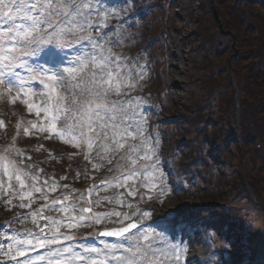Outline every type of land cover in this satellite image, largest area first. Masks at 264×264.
<instances>
[{
  "label": "rangeland",
  "instance_id": "1",
  "mask_svg": "<svg viewBox=\"0 0 264 264\" xmlns=\"http://www.w3.org/2000/svg\"><path fill=\"white\" fill-rule=\"evenodd\" d=\"M234 1L106 0L101 4L111 12L108 17V25L111 27L109 37L119 40L118 44L110 46L123 56L138 57L137 71L142 69L146 73L130 95L138 94L140 99H151L143 116L148 121L147 131L152 140L159 141L158 167L164 173L170 189L159 198L155 190L145 185L146 176L127 178L134 168H139L143 163L141 160L132 165L127 159H121L127 155V145L125 149L110 156L111 163L100 160L95 150L89 154L86 147H77L67 136L61 139L56 133L40 130L50 123L45 118L46 113L42 110L39 114L35 110L29 112L24 97L17 98L13 103L16 89L10 95L5 93L0 96V153L12 150L14 158L22 162L21 166L37 178L35 181L28 179L26 183H35L41 189L39 192L32 191V196L25 197L22 201L15 179L11 181L12 190H9L7 176L0 175V180L4 181L3 186H0V264H24L25 260L34 261L35 264H47L46 260L41 261L39 258L48 257L55 248L71 246L79 251L81 244L87 246L94 243L97 247H103L100 241L118 242L119 238L97 237L103 228L120 227V224L113 222L117 217L105 219L101 223H95L92 219L85 220L75 229L61 227L62 232L74 237L72 240H65L61 236L60 244L51 247L24 246L25 255L15 260L4 256V251L15 239L43 236L39 231L41 212L48 218L49 226L54 219L66 225L69 215H80L79 208L72 210L71 206L74 204H79L80 208L90 207L92 216L113 211L135 213V209L139 207L140 210L151 213V219L143 221V226L150 232L155 230L157 233L163 232L165 224L168 223L161 219L167 216L165 209L168 206H179L181 214L187 220L181 230H172L168 235L174 237L170 244L182 242L185 251L181 256V264H244L242 260L248 262L244 255L248 257L251 249L246 246L249 243L246 236L249 232L256 240L254 233L259 234L260 227L264 229V210L257 208L251 217L247 216L244 239L241 236L234 238L230 231L225 233L220 229L213 232L206 230L196 224L193 218L196 214H208V211L217 209L216 204L223 202L229 187L225 182L227 177L244 174L239 172V157L237 154L232 155V165L225 167L226 173L220 176L218 172V175L209 180L212 174L208 172L211 169L206 163L199 161L200 153H206L205 148L196 147L191 141H187L186 130L182 127L183 121L190 115L183 106L186 96L190 90L199 87L190 81L193 61L201 57L200 53L194 52L190 42L193 29L203 19V23L211 30L209 35H218L223 29L224 34H220L219 39L224 40L225 44L232 42L234 46L242 42V39L245 41L244 37L239 38L238 42L235 40L233 25L221 26L219 15H226V20L232 22L227 16H230ZM222 21L226 23L223 17ZM231 55L233 52L228 51L224 57L227 71H220L214 75V81L209 80L211 88L208 93L218 97L214 100L217 104L222 98L217 89L225 90L227 95H231L228 100L234 97L237 106L234 117L240 120L241 102L245 94L238 79L243 73L249 74L250 69L243 70L245 61L235 60ZM213 60L219 69L221 62L218 58ZM68 66L70 65H65ZM33 85L36 86L37 95L32 97L31 102L43 106V86L36 81H33ZM209 94L206 92V97ZM233 108L230 104L231 112ZM34 123L37 125L35 128L32 126ZM60 127L58 124L57 128ZM17 149L20 151L18 156L15 153ZM235 150L238 153V149ZM86 155L89 158L86 159ZM245 162L244 172L248 169L252 174L255 173L257 166L254 167L248 155ZM220 168L221 165L217 164L216 170L219 171ZM113 173L117 175L114 179L111 177ZM243 177L249 189V182L244 175ZM232 182L236 181L232 179ZM250 188L252 190L251 186ZM251 190L249 189L256 200V195ZM21 203L25 206L21 207ZM228 243H231L230 249L225 247ZM257 243L256 240L255 244ZM219 246H222L221 252L217 251ZM154 247L162 248L164 242L157 240Z\"/></svg>",
  "mask_w": 264,
  "mask_h": 264
},
{
  "label": "snow or ice",
  "instance_id": "2",
  "mask_svg": "<svg viewBox=\"0 0 264 264\" xmlns=\"http://www.w3.org/2000/svg\"><path fill=\"white\" fill-rule=\"evenodd\" d=\"M109 15L110 10L101 5V0H0V96L16 89L13 103L24 97L29 112L46 113L50 123L40 130L56 133L61 139L67 136L77 147H86L89 154L95 150L100 160L111 163L110 156L127 145V155L121 159L132 165L143 161L127 178L146 176L145 185L155 190L159 198L170 191L158 167L159 141L152 140L147 131L148 121L138 111L139 98L130 95L146 73L137 71L138 57L123 56L110 46L119 40L109 37ZM33 81L43 86V106L31 102L37 95ZM32 126L37 127L35 123ZM15 153L20 155L18 149ZM21 164L12 150L0 153V175L7 176L9 190L15 179L23 201L32 196V191L41 189L35 183H26L37 178ZM3 183L0 180V186ZM71 207L73 211L79 208L80 215H69L66 225L54 219L52 225L45 226L49 229L46 234L40 230L43 236L15 239L4 256L15 260L25 255L24 246L45 248L60 244L61 236L74 239L61 231L63 226L75 229L85 220L101 223L117 217L113 222L121 226L99 235L117 237L118 242L100 241L103 247L81 244L79 251L71 246L55 248L48 257L39 259L47 264H181L185 251L182 242L170 244L168 235L172 230H181L187 220L179 206L175 209L177 215L169 213L161 218L168 221L161 233L143 226V221L151 219V213L139 207L135 213L113 211L95 216L90 215V207ZM218 226L222 232L227 228L223 223ZM157 240L163 241L164 247H154ZM225 247L230 249L231 243ZM24 264L35 262L25 260Z\"/></svg>",
  "mask_w": 264,
  "mask_h": 264
},
{
  "label": "trees",
  "instance_id": "3",
  "mask_svg": "<svg viewBox=\"0 0 264 264\" xmlns=\"http://www.w3.org/2000/svg\"><path fill=\"white\" fill-rule=\"evenodd\" d=\"M104 2L106 0H101V4ZM234 2L235 5L230 7V16H227L232 22L226 20V15H219L221 26L233 25L235 40L238 42L239 38L244 37L245 41L242 39V42L234 46L232 42L225 44L224 40L219 39L220 34L222 36L224 34L223 29L218 35H209L211 30L203 23L204 20L201 17L200 25H196L193 29L190 42L194 52L200 53L201 57L193 61L194 67L190 81L199 87L190 90L189 95L186 96L183 106L186 109L185 112H189L190 115L186 121H183L182 127L186 130L187 141H191L196 147L205 148L206 153H200L199 161L206 163L211 169L208 172L212 174L209 180L218 175V172L220 176L226 173L225 167L232 165V155L237 154L239 157V172L244 173L245 179L256 195V200L247 188L243 175L236 174L225 180L229 185L226 189L227 195L221 204L215 205L217 209L208 211V214H196L193 218L196 224L211 232L217 231L218 225L223 223L227 225L225 233L230 231L234 238L241 236L244 239L247 216H250L257 208L264 210V184H261L264 182V0H235ZM226 12L228 13V10ZM222 17L225 18L226 23H223ZM228 51L233 52L231 55L234 56L233 59L245 61L243 70L250 69L249 74L243 73L238 79V84L245 94L241 102L240 120L234 117L237 110L234 97L228 100L231 95H227L225 90L217 89L218 95L222 96L217 104L214 100L218 97L208 93V89L211 88L209 80L214 81V75L220 71H227V62H224V57ZM214 58H218L221 62L219 69L216 68ZM206 92L209 94L208 97ZM137 95L131 96L137 97ZM139 100L138 111L143 114L144 108L149 105L151 99L141 97ZM230 104L234 106L232 112ZM235 149H238L239 155ZM247 155L254 167L257 166L253 174L248 169V173L244 172ZM217 164L221 165L219 171L216 170ZM232 179L236 182H232ZM254 234L257 244L249 232L246 236L249 241L246 246L250 247L251 252L248 257L244 255L248 260V262L242 260L244 264H264L263 227H260L259 234L257 232ZM221 247H218L220 249H217L218 252H221ZM254 260H261V262Z\"/></svg>",
  "mask_w": 264,
  "mask_h": 264
},
{
  "label": "water",
  "instance_id": "4",
  "mask_svg": "<svg viewBox=\"0 0 264 264\" xmlns=\"http://www.w3.org/2000/svg\"><path fill=\"white\" fill-rule=\"evenodd\" d=\"M237 104H239V103H237ZM249 189L251 190L250 185H249ZM41 221H42V225H43L41 229H44V234H46L49 231V229L45 227L46 225H49L48 221L45 218H41ZM107 230H112V229H107ZM104 231H106V230H103V232Z\"/></svg>",
  "mask_w": 264,
  "mask_h": 264
},
{
  "label": "bare ground",
  "instance_id": "5",
  "mask_svg": "<svg viewBox=\"0 0 264 264\" xmlns=\"http://www.w3.org/2000/svg\"><path fill=\"white\" fill-rule=\"evenodd\" d=\"M176 208L177 207H175V206H168L167 209H165V211H166L165 215H168L169 213H172L173 216L177 215V213L175 212Z\"/></svg>",
  "mask_w": 264,
  "mask_h": 264
}]
</instances>
